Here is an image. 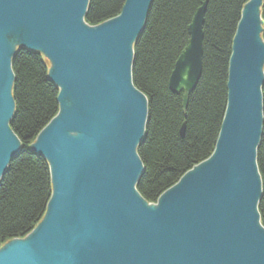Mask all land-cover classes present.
I'll use <instances>...</instances> for the list:
<instances>
[{
  "label": "water",
  "instance_id": "1",
  "mask_svg": "<svg viewBox=\"0 0 264 264\" xmlns=\"http://www.w3.org/2000/svg\"><path fill=\"white\" fill-rule=\"evenodd\" d=\"M150 3L125 0L117 16L90 26L88 0H0V179L20 150L9 126L16 50L42 53L59 88L58 112L30 146L49 163L51 197L30 232L0 248V264H264L256 164L262 0H248L236 25L212 154L155 203L135 189L147 99L131 79L132 46ZM205 6L190 22L168 81L182 94L183 110L201 75Z\"/></svg>",
  "mask_w": 264,
  "mask_h": 264
},
{
  "label": "trees",
  "instance_id": "2",
  "mask_svg": "<svg viewBox=\"0 0 264 264\" xmlns=\"http://www.w3.org/2000/svg\"><path fill=\"white\" fill-rule=\"evenodd\" d=\"M247 1L151 0L142 32L132 46L131 66L132 83L147 99L144 137L137 146L143 172L135 189L148 203H155L162 192L214 150L226 107L232 38ZM124 2L88 0L84 22L95 26L113 18ZM204 2L202 70L183 110L182 94L173 93L168 81L189 40L190 22ZM259 12L264 22V0ZM262 29L264 41V23ZM11 69L15 108L9 126L20 150L0 179V248L27 235L45 214L52 193L49 163L30 146L59 108V88L47 76L49 62L42 53L17 49ZM261 94L263 121L256 148L261 197L257 209L264 226V82Z\"/></svg>",
  "mask_w": 264,
  "mask_h": 264
}]
</instances>
